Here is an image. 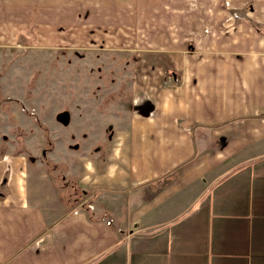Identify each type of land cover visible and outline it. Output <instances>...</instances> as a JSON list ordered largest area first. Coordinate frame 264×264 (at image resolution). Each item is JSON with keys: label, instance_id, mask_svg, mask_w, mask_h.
<instances>
[{"label": "crops", "instance_id": "crops-1", "mask_svg": "<svg viewBox=\"0 0 264 264\" xmlns=\"http://www.w3.org/2000/svg\"><path fill=\"white\" fill-rule=\"evenodd\" d=\"M248 5L198 0L191 24V0H0V48L137 58V111L79 181L100 204L54 201L44 168L0 156V264H264V0Z\"/></svg>", "mask_w": 264, "mask_h": 264}, {"label": "rangeland", "instance_id": "rangeland-1", "mask_svg": "<svg viewBox=\"0 0 264 264\" xmlns=\"http://www.w3.org/2000/svg\"><path fill=\"white\" fill-rule=\"evenodd\" d=\"M253 1L260 0H221V5L227 16L236 18L232 8L244 3L253 8ZM191 2L195 24L198 0ZM195 45L196 40L190 41L188 50ZM51 47L44 49L31 38L22 48H0V156L24 155L36 169L44 168V185L53 191L49 196L54 201L72 207L93 191L86 204H100L99 190L81 191L79 181L84 180L87 161L102 167L117 132L126 130L129 115L137 111L126 72L137 58L102 47ZM144 47L149 44L138 40L121 51ZM54 121L63 127L55 129Z\"/></svg>", "mask_w": 264, "mask_h": 264}, {"label": "clouds", "instance_id": "clouds-1", "mask_svg": "<svg viewBox=\"0 0 264 264\" xmlns=\"http://www.w3.org/2000/svg\"><path fill=\"white\" fill-rule=\"evenodd\" d=\"M87 167L91 170V164L87 165ZM112 174V170H110V175Z\"/></svg>", "mask_w": 264, "mask_h": 264}]
</instances>
